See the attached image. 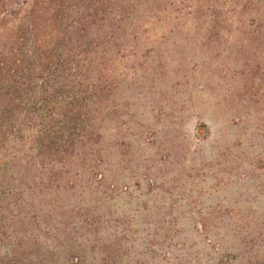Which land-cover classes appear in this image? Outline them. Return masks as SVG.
<instances>
[{"label": "rangeland", "instance_id": "rangeland-1", "mask_svg": "<svg viewBox=\"0 0 264 264\" xmlns=\"http://www.w3.org/2000/svg\"><path fill=\"white\" fill-rule=\"evenodd\" d=\"M112 8L86 141L0 186V264H264V0Z\"/></svg>", "mask_w": 264, "mask_h": 264}, {"label": "trees", "instance_id": "trees-1", "mask_svg": "<svg viewBox=\"0 0 264 264\" xmlns=\"http://www.w3.org/2000/svg\"><path fill=\"white\" fill-rule=\"evenodd\" d=\"M113 1L0 0V186L17 168L65 166L86 141L88 80L122 14Z\"/></svg>", "mask_w": 264, "mask_h": 264}]
</instances>
